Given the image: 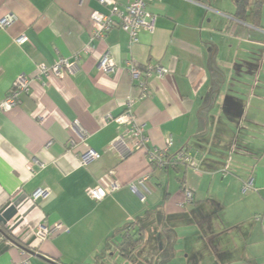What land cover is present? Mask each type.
<instances>
[{
	"label": "crops",
	"instance_id": "1",
	"mask_svg": "<svg viewBox=\"0 0 264 264\" xmlns=\"http://www.w3.org/2000/svg\"><path fill=\"white\" fill-rule=\"evenodd\" d=\"M236 2L155 1V28L134 45L119 29L93 38L92 13L108 11L99 0H0V20L16 17L0 28V104L19 76L33 78L17 108L0 110V224L32 252L0 233V264H264V0L241 17ZM78 56L74 75L37 78ZM148 65L169 72L145 98L131 69ZM130 101L146 149L120 118ZM169 138V156L186 150L196 167L153 169L147 152ZM91 149L101 158L84 165ZM95 188L107 197L92 199ZM131 224L145 243L127 258L117 245Z\"/></svg>",
	"mask_w": 264,
	"mask_h": 264
},
{
	"label": "built area",
	"instance_id": "2",
	"mask_svg": "<svg viewBox=\"0 0 264 264\" xmlns=\"http://www.w3.org/2000/svg\"><path fill=\"white\" fill-rule=\"evenodd\" d=\"M101 5L107 8V12L94 11L91 15V23L94 26L93 38L98 40H104L107 35L114 29L122 30L123 32L130 35L132 43L135 45L139 43V35L142 30H153L155 28L156 17L149 10L150 5L158 0H130L128 5L120 7L117 0H99ZM16 21L14 15H7L0 20V28L7 29L11 27ZM27 39L21 37L18 39V43H25ZM79 56L74 60L60 59L53 66L41 65L38 69L37 78H58L62 79L65 73L74 75L78 70ZM116 69L115 61L112 59L109 53L103 55L99 62V70L104 74L114 72ZM169 70L159 65L151 66L148 65L144 69L133 67L131 69V76L136 85L142 90L143 97L147 98L150 96L149 80L153 76L163 77L168 74ZM33 82V78L25 75L19 76L14 82L11 90L0 104V110L11 111L17 108L21 103V96L28 94ZM125 125L129 129V134L132 139L135 140L137 149H146L148 137L145 133V126L138 123L136 116L133 111V102L130 101L127 105L126 112L120 117ZM75 143L72 142L71 146ZM173 145V139L169 138L167 145L164 149H155L148 151V158L154 170H164L171 164L177 162L185 163L188 166L196 167V161L192 155L182 150L175 156L170 157V148ZM101 155L95 150L91 149L82 156V163L85 165L89 162L99 160ZM118 185L115 183L112 185V190H116ZM255 189L254 179H248L243 187L242 193L244 195L250 193ZM134 193L138 192L136 186H132ZM44 191H38L34 194V200L44 196ZM89 195L96 201H102L107 197L106 191L103 189L95 188L89 191ZM186 199L188 202L194 200L192 192L186 191ZM64 226L57 225L51 231L44 227L39 229L41 234L43 231L47 235H56L63 232ZM67 231V230H66Z\"/></svg>",
	"mask_w": 264,
	"mask_h": 264
},
{
	"label": "trees",
	"instance_id": "3",
	"mask_svg": "<svg viewBox=\"0 0 264 264\" xmlns=\"http://www.w3.org/2000/svg\"><path fill=\"white\" fill-rule=\"evenodd\" d=\"M237 15L243 16L247 7V0H237ZM0 233L9 241L13 242L19 248L27 252L32 250L25 244L16 239L7 229L0 224ZM122 236L121 242L117 245L118 250L127 258H132L135 252L140 250L145 243L144 230L137 228L135 224L128 225L119 231Z\"/></svg>",
	"mask_w": 264,
	"mask_h": 264
},
{
	"label": "rangeland",
	"instance_id": "4",
	"mask_svg": "<svg viewBox=\"0 0 264 264\" xmlns=\"http://www.w3.org/2000/svg\"><path fill=\"white\" fill-rule=\"evenodd\" d=\"M154 232H151L150 233V235H152ZM185 262H184V259H182V258H179V259H177L175 262H174V264H184Z\"/></svg>",
	"mask_w": 264,
	"mask_h": 264
},
{
	"label": "water",
	"instance_id": "5",
	"mask_svg": "<svg viewBox=\"0 0 264 264\" xmlns=\"http://www.w3.org/2000/svg\"><path fill=\"white\" fill-rule=\"evenodd\" d=\"M33 254H35V253H33Z\"/></svg>",
	"mask_w": 264,
	"mask_h": 264
}]
</instances>
